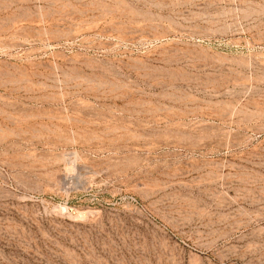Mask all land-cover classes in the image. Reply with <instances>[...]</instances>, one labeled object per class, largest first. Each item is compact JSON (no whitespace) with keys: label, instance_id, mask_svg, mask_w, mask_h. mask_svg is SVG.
<instances>
[{"label":"rangeland","instance_id":"374dc122","mask_svg":"<svg viewBox=\"0 0 264 264\" xmlns=\"http://www.w3.org/2000/svg\"><path fill=\"white\" fill-rule=\"evenodd\" d=\"M0 264H264V0H0Z\"/></svg>","mask_w":264,"mask_h":264}]
</instances>
